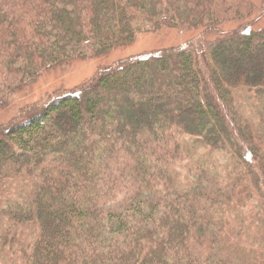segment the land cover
<instances>
[{"label":"trees","instance_id":"trees-1","mask_svg":"<svg viewBox=\"0 0 264 264\" xmlns=\"http://www.w3.org/2000/svg\"><path fill=\"white\" fill-rule=\"evenodd\" d=\"M229 7L0 0V105L139 32L220 33L120 58L0 123V264H264V132L240 106L264 109V26L220 29Z\"/></svg>","mask_w":264,"mask_h":264},{"label":"rangeland","instance_id":"rangeland-1","mask_svg":"<svg viewBox=\"0 0 264 264\" xmlns=\"http://www.w3.org/2000/svg\"><path fill=\"white\" fill-rule=\"evenodd\" d=\"M226 1L230 6L225 13L228 19L222 22L220 29H233L250 17L256 18L255 29L264 26V15H259L260 0ZM248 11L250 13L247 14ZM197 35H202L201 37L207 39L208 43H213L219 38L220 33L216 30L203 32L201 28L162 27L156 31L139 32L130 43L117 46L106 54L73 59L65 65L44 69L23 89L12 94L7 103L0 105V123L7 122L18 114L22 107L33 102H40L55 90L70 88L90 79L102 66L129 55L179 45ZM240 102V106L245 110L242 111L243 114L251 118L256 131L264 132V116L263 122L259 117V113L264 109L260 108L259 102L252 98L245 100V97H242Z\"/></svg>","mask_w":264,"mask_h":264}]
</instances>
